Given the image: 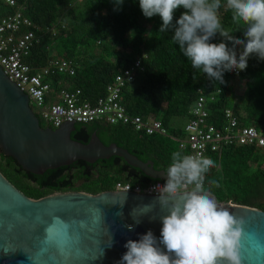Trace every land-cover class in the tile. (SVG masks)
<instances>
[{
    "label": "trees",
    "instance_id": "obj_1",
    "mask_svg": "<svg viewBox=\"0 0 264 264\" xmlns=\"http://www.w3.org/2000/svg\"><path fill=\"white\" fill-rule=\"evenodd\" d=\"M38 28L39 37L25 62L35 71L51 60L71 61L74 75L45 78L55 94L80 90L94 103L104 96L116 75L142 58L143 72L122 90L121 104L129 116L158 120L166 135H147L128 124L94 126L104 145L127 150L156 170L188 168V152L179 149L190 110L200 93L213 94L207 122L220 127L223 111L231 109L238 127L264 129V0H15ZM254 51V53H251ZM247 61L235 76L232 63ZM241 89L237 95V87ZM47 127L38 112L30 106ZM72 139L86 141L83 131ZM202 192L218 203L264 211V150L237 143L207 152L201 162ZM1 174L25 196L84 192L96 195L118 181L133 185L155 182L122 158L93 164L77 161L43 175L24 171L0 153Z\"/></svg>",
    "mask_w": 264,
    "mask_h": 264
},
{
    "label": "water",
    "instance_id": "obj_2",
    "mask_svg": "<svg viewBox=\"0 0 264 264\" xmlns=\"http://www.w3.org/2000/svg\"><path fill=\"white\" fill-rule=\"evenodd\" d=\"M76 122L42 128L28 96L0 67V153L26 172L111 157L153 180L183 183L127 150L71 138ZM0 264H264V211L221 204L207 191L143 195L67 192L37 200L0 172Z\"/></svg>",
    "mask_w": 264,
    "mask_h": 264
},
{
    "label": "built area",
    "instance_id": "obj_3",
    "mask_svg": "<svg viewBox=\"0 0 264 264\" xmlns=\"http://www.w3.org/2000/svg\"><path fill=\"white\" fill-rule=\"evenodd\" d=\"M24 10L25 7L15 0H0V67L8 79L28 96L30 106L38 112L47 127L57 129L71 121L76 122L75 125L104 122L110 125L130 124L135 131H143L147 135L167 134L160 121H144L138 116H129L121 104L122 90L135 82L137 73L143 72L142 58L135 59L130 68L116 75L114 81L106 86L104 96L94 103L83 99L78 89L61 88L53 94L45 78L53 73L72 76L73 64L67 60H51L47 67L34 71L25 62L39 37L36 34L38 28L24 15ZM246 65L247 61L242 60L232 63L230 69L238 76ZM213 100V94H199L190 110L191 119L184 127V137L178 140L179 149L188 152V168L184 171L182 184L158 180L133 185L118 181L113 190L154 196L201 190V162L207 152H216L232 143L264 150V129L255 126L239 128L237 117L231 109L223 111L224 122L220 127L208 123L207 105Z\"/></svg>",
    "mask_w": 264,
    "mask_h": 264
},
{
    "label": "flooded vegetation",
    "instance_id": "obj_4",
    "mask_svg": "<svg viewBox=\"0 0 264 264\" xmlns=\"http://www.w3.org/2000/svg\"><path fill=\"white\" fill-rule=\"evenodd\" d=\"M74 128H75V131L72 132L71 135H73L76 131L81 130V131H83L84 134H85V138L82 139L83 141H86L87 138L89 139V138L91 137V135H92L93 133H95V131L98 129L97 127H94V126H88V127H85V128L80 129V128H79L78 126H76V125L74 126Z\"/></svg>",
    "mask_w": 264,
    "mask_h": 264
},
{
    "label": "rangeland",
    "instance_id": "obj_5",
    "mask_svg": "<svg viewBox=\"0 0 264 264\" xmlns=\"http://www.w3.org/2000/svg\"><path fill=\"white\" fill-rule=\"evenodd\" d=\"M241 89L239 88V86L237 87V95H240Z\"/></svg>",
    "mask_w": 264,
    "mask_h": 264
}]
</instances>
